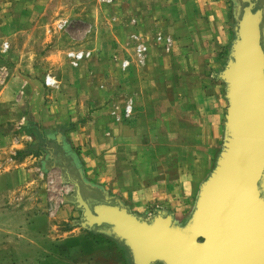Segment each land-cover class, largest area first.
<instances>
[{"label": "crops", "instance_id": "crops-1", "mask_svg": "<svg viewBox=\"0 0 264 264\" xmlns=\"http://www.w3.org/2000/svg\"><path fill=\"white\" fill-rule=\"evenodd\" d=\"M127 2L125 27H118L114 38L117 45H112H116L119 60H128L126 69L110 59L112 53L96 57L94 48L71 49L92 52V58L85 61L91 70H79L74 77L52 75L58 82L54 88L45 86L46 74L42 72L17 73L0 88V132L8 126L28 129L26 140L34 150V154L19 160L16 151L27 141L9 142L4 133L0 134V148L7 156L0 173V197L10 198L6 208L22 215V231L28 234L26 238L21 235L25 245L47 233L42 229L40 234L35 233L39 226L45 229L56 223L54 227L63 236L58 246L66 249L72 245L69 252H58L59 257L68 253L91 258L100 250L99 243L105 242L87 239L86 230L76 225L80 213L74 224L68 223L76 212L65 201L69 195H63L61 202L48 195L42 182L37 185L38 170L66 186L69 184L62 178L65 173L79 180L81 176L101 195L118 200L139 217L150 218L162 212L183 224L221 149L227 103L218 74L234 38L232 2ZM20 9L15 19H9L12 14H0L5 18L0 31H5L8 38L26 32L25 18L30 13ZM131 19L136 20L135 27L130 25ZM133 31L146 45L142 65L137 63L129 40ZM158 34L171 39L169 51L155 41ZM55 58L47 60L56 62ZM128 101L132 103V116L122 120ZM14 114L17 118L12 120L16 121L11 122ZM73 227L83 234L75 235ZM105 238L107 246L127 264L122 258L124 246ZM37 252L34 259L40 258Z\"/></svg>", "mask_w": 264, "mask_h": 264}, {"label": "water", "instance_id": "water-1", "mask_svg": "<svg viewBox=\"0 0 264 264\" xmlns=\"http://www.w3.org/2000/svg\"><path fill=\"white\" fill-rule=\"evenodd\" d=\"M230 1L234 38L218 74L227 103L223 140L186 221L162 212L139 217L81 176L62 177L73 187L65 201L80 213L76 225L121 243L131 264H264V6Z\"/></svg>", "mask_w": 264, "mask_h": 264}, {"label": "rangeland", "instance_id": "rangeland-1", "mask_svg": "<svg viewBox=\"0 0 264 264\" xmlns=\"http://www.w3.org/2000/svg\"><path fill=\"white\" fill-rule=\"evenodd\" d=\"M14 1H0V14H12L9 19H15L20 13V11L17 12V9L21 6L20 10L24 9V11L30 13V16L25 18L27 22L26 32L11 35L8 38L9 35L5 31H0V88L5 80L10 79L11 76L17 73L28 75L29 73L42 72L56 77L64 74H70L71 77H74V74L79 70L83 72L91 70L88 67L89 63L86 62H83L78 70L77 68H70L65 58L66 52L71 49L92 50L94 48L96 57L99 53L104 57H106L105 55L109 57V54L112 53L111 59L116 54L117 44L114 39L117 36L116 31L118 27H125V20L128 18V15L125 14L128 8L127 0H114L111 5H103L99 0H28L21 2V4ZM263 6L264 0L258 1L256 4V8ZM45 9L47 11L44 14ZM65 18L69 21V26L64 30L56 31L54 29L55 20ZM0 21L1 25L3 21L5 22V18L0 17ZM3 43H7L9 46L6 51L2 48ZM114 44L116 45L112 46ZM52 56L56 57V62L47 60ZM1 111L5 114L3 109ZM15 114L14 117L9 119L11 122L16 121V119L12 120V118H17ZM3 133L7 141L28 140V135L23 129L14 130L8 126L7 129L0 132V134ZM30 145L31 142H24L23 147L17 150L16 153L26 150ZM6 158V153H3L2 148H0V173L6 166ZM37 175L39 179L37 185L40 186L41 182L44 184L45 178L40 177V170H38ZM69 187H71L68 194L70 197L73 195V187ZM34 188H38V186ZM9 201L10 198L8 197H0V264H124L121 257L118 256V252L108 247L106 243H99L101 245L100 250L91 258H83L77 254L68 253H62L60 255L62 258L56 257L60 251L56 252L52 247L56 245V248H58L57 246L61 245L60 242L63 237L57 232L58 229L54 227L56 223H52V226H46V230L43 226H39L35 233L40 234V229L47 233L42 236L38 235L39 237L26 245L23 244L21 235L25 238L28 237V234L22 231L24 221L19 212L6 208ZM89 201L91 200L89 199ZM8 205L11 206V204ZM78 216L79 212L76 210L72 215V220H69L68 223L74 224ZM74 228L75 235L83 234L79 228ZM96 248L98 247H93V249ZM37 251L41 253L38 256L40 258L34 259V256L38 255ZM65 254L67 256H64Z\"/></svg>", "mask_w": 264, "mask_h": 264}, {"label": "built area", "instance_id": "built-area-1", "mask_svg": "<svg viewBox=\"0 0 264 264\" xmlns=\"http://www.w3.org/2000/svg\"><path fill=\"white\" fill-rule=\"evenodd\" d=\"M99 2L103 5H111L113 4L114 0H99ZM69 21L66 19H58L55 24H54V29L56 31H61L64 30L67 26H69ZM130 25L132 27L136 26V20L131 19L130 20ZM129 40L130 43L132 44V47L135 51L136 57H137V63L139 65H142L144 62L145 54H146V45L141 38V36L136 32L133 31L129 35ZM155 41L162 43L164 46L165 51H169L172 47V41L169 37H164L161 34H158L155 37ZM8 44L3 43L2 48L4 51L8 49ZM65 58L67 60V63L70 68L76 69L78 68L83 62L89 60L92 58V52L90 51H83V50H69L65 54ZM113 62H120V68L121 69H126L129 66V62L126 59L119 60L117 56L112 57ZM44 84L46 87L54 88L57 86L58 82L57 80L51 75V74H46L44 76ZM132 116V103L131 101H128L126 105L123 108V112L121 115L122 120H129ZM40 177L44 179V185L46 189V193L49 195L51 194L54 196L55 199H57L59 202H61V198L63 195H68L71 187L64 185L61 183L60 179H56L52 177L51 175H43L40 174ZM53 198V199H54Z\"/></svg>", "mask_w": 264, "mask_h": 264}, {"label": "trees", "instance_id": "trees-1", "mask_svg": "<svg viewBox=\"0 0 264 264\" xmlns=\"http://www.w3.org/2000/svg\"><path fill=\"white\" fill-rule=\"evenodd\" d=\"M27 134H28V132H29V130L28 129H26V128H22ZM29 147V148H28ZM27 147V149L26 150H24V151H18L17 153H16V155H17V157H18V159L19 160H22L23 158H25V157H27V156H29V155H32V153L34 154V150H31V151H29L28 149H30V148H32L33 149V147L30 145V146H28ZM16 157V158H17ZM88 235H90V237H87V239H91V240H93V241H95V240H98V241H100V242H105V243H107V244H109V241H108V239L107 238H105L104 236H101V235H96V234H94V233H92V232H87V231H85ZM93 236H95V237H97V238H95V237H93ZM72 245H67L66 246V249L64 248V246L62 247V249H61V247L60 246H57L58 248H56V245H54L53 246V250L54 251H61V250H66V251H68L69 252V250H67V249H69V248H72L71 247ZM74 249V248H73ZM121 251H123L122 252V258H123V260L125 261V262H128L129 263V260H128V257H127V253H126V250H121ZM56 257H59V253H58V255L56 256ZM55 258V257H54ZM53 258V259H54ZM127 263V264H128Z\"/></svg>", "mask_w": 264, "mask_h": 264}, {"label": "flooded vegetation", "instance_id": "flooded-vegetation-1", "mask_svg": "<svg viewBox=\"0 0 264 264\" xmlns=\"http://www.w3.org/2000/svg\"><path fill=\"white\" fill-rule=\"evenodd\" d=\"M258 1H263V0H258ZM98 193H99V192H98ZM99 194H100V193H99ZM87 195H88V194H87ZM100 195H101V194H100ZM84 197H85V198H86V200H87V201L90 203V205H91V204H94V203H93V201H94V199H95V198H93V200H92V199H90V198H91V196H90V195H88V196H85V194H84ZM89 199H90L91 201H89Z\"/></svg>", "mask_w": 264, "mask_h": 264}]
</instances>
